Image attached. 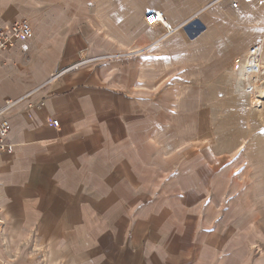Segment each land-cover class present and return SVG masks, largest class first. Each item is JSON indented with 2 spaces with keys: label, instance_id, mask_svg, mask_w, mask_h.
Wrapping results in <instances>:
<instances>
[{
  "label": "rangeland",
  "instance_id": "rangeland-1",
  "mask_svg": "<svg viewBox=\"0 0 264 264\" xmlns=\"http://www.w3.org/2000/svg\"><path fill=\"white\" fill-rule=\"evenodd\" d=\"M235 1L237 8L230 0H0L3 28L25 20L32 30L0 50V77L18 90L14 100L76 63L87 82L143 89L137 94L148 104L146 122L128 146L106 149L100 162L106 173L115 169L110 189L119 208L138 220L155 214L169 229L185 215L178 200L192 194L197 203L178 223L194 228L199 256L208 264H264V98L236 92L237 66L255 45L264 66V0ZM156 6L181 21L165 40L160 27L151 34L143 28ZM159 12L174 32L172 19ZM97 25H110L142 50L125 53ZM155 42L162 51L150 49ZM205 140L221 156L215 163ZM30 230L19 245L43 251ZM4 235L10 246L14 236Z\"/></svg>",
  "mask_w": 264,
  "mask_h": 264
},
{
  "label": "crops",
  "instance_id": "crops-1",
  "mask_svg": "<svg viewBox=\"0 0 264 264\" xmlns=\"http://www.w3.org/2000/svg\"><path fill=\"white\" fill-rule=\"evenodd\" d=\"M152 11H163L172 19L175 31L163 40L179 29L181 21L176 23L163 6ZM108 26L96 28L119 49L142 50L131 44V37L114 34ZM143 28L151 34L158 27ZM150 49L163 50L157 42ZM67 71L39 84L11 110L9 140L14 150L0 152V207L4 210L0 212V264H208L209 258L202 252L203 256L198 255L194 228L185 231L178 223L187 221V207L197 203L191 202L192 194L178 200L185 215L175 227L167 229L155 214L138 220L121 210V198L111 193L115 169L109 166L106 173L100 165L106 149L128 146L146 122L148 104L137 94L143 89L129 92L99 85L85 81L79 69ZM8 83L1 75L0 104L18 97V90L9 89ZM156 84L145 81L142 86ZM204 142L205 153L215 163L221 156L213 153L210 142ZM8 219L12 224L3 229ZM29 229L43 251L19 245L29 237ZM3 234L6 241L14 236L10 246L3 245Z\"/></svg>",
  "mask_w": 264,
  "mask_h": 264
},
{
  "label": "built area",
  "instance_id": "built-area-1",
  "mask_svg": "<svg viewBox=\"0 0 264 264\" xmlns=\"http://www.w3.org/2000/svg\"><path fill=\"white\" fill-rule=\"evenodd\" d=\"M230 2L233 8L237 7L238 3L235 0H230ZM162 19H163V15L158 11H150L144 17L145 22L149 26L159 24L164 28L165 32L170 33L171 29L168 28V26L162 21ZM31 32H32L31 27L25 20L13 21L9 25L8 29H5L0 25V50H3L4 48L11 46L12 41L22 40L30 37ZM261 53H262L261 46L255 45L247 51L244 60L248 64H251L252 66L250 67L254 69L258 65L257 63L260 61ZM77 65L78 64L76 63L75 65H72L70 68H74V67L76 68ZM242 66L243 63L241 62L237 67H239V69L241 70ZM54 77L55 78L58 77V74L54 75ZM29 95L30 92L24 94L19 99L16 100L6 99L0 104V152L1 151L12 152L14 150V145L9 140V131H10L9 114L11 113V110L13 109V107L16 105L17 102L26 98ZM51 124L56 127L57 120H53ZM1 211L2 209L0 207V212Z\"/></svg>",
  "mask_w": 264,
  "mask_h": 264
},
{
  "label": "bare ground",
  "instance_id": "bare-ground-1",
  "mask_svg": "<svg viewBox=\"0 0 264 264\" xmlns=\"http://www.w3.org/2000/svg\"><path fill=\"white\" fill-rule=\"evenodd\" d=\"M162 21L164 22V19H162ZM146 25L149 26L147 23H146ZM149 27H162V26H160L159 24H156V25H152V26H149ZM172 30L173 29L171 28V32H172ZM170 33L165 32V35H168ZM260 62L257 63L258 65L254 69H252L250 67V66H252L251 64H248L247 62H243V66H242L241 70L238 72V76L239 77H238V80H237V84H238V87L236 89L237 93L252 92L257 99L258 98L259 99L264 98V77H262L263 79L258 78V74H260L261 69L262 68L264 69V66H262V64ZM262 63H264V62H262ZM243 67H246V68H243ZM253 78H255V80H253ZM260 80H261V82H260Z\"/></svg>",
  "mask_w": 264,
  "mask_h": 264
}]
</instances>
